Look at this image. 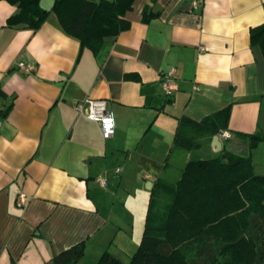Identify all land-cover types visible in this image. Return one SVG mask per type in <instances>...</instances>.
<instances>
[{
  "label": "crops",
  "instance_id": "crops-1",
  "mask_svg": "<svg viewBox=\"0 0 264 264\" xmlns=\"http://www.w3.org/2000/svg\"><path fill=\"white\" fill-rule=\"evenodd\" d=\"M53 4L41 0L44 9ZM145 11L157 15L144 21ZM17 12L0 1V109H8L0 131V264H51L82 242L79 264H97L106 251L127 260L139 248L156 182L177 177L173 154L185 166L193 153L223 152L214 138L199 150L174 149L182 118L199 122L231 106L228 143L264 134V56L250 41L251 29L264 24V0H135L130 29L99 57L85 50L80 58V42L54 13L38 31L5 27ZM171 68L167 96L162 79ZM87 98L108 102L112 138L76 112Z\"/></svg>",
  "mask_w": 264,
  "mask_h": 264
},
{
  "label": "trees",
  "instance_id": "trees-1",
  "mask_svg": "<svg viewBox=\"0 0 264 264\" xmlns=\"http://www.w3.org/2000/svg\"><path fill=\"white\" fill-rule=\"evenodd\" d=\"M18 8L5 27L38 31L54 13L63 31L99 57L107 43L128 31L126 18L135 0H0ZM157 14L144 12V21ZM251 46L264 56V24L250 31ZM2 117L8 113L0 109ZM231 106L194 121L180 120L176 150L191 152L202 139L227 131ZM248 142L242 157L223 149L214 158L194 156L176 171L175 180L160 178L149 200L143 237L136 253L122 260L106 251L97 264H264V175L255 172L252 151L264 140L259 133L240 134ZM85 243L55 255L51 264H79Z\"/></svg>",
  "mask_w": 264,
  "mask_h": 264
},
{
  "label": "built area",
  "instance_id": "built-area-1",
  "mask_svg": "<svg viewBox=\"0 0 264 264\" xmlns=\"http://www.w3.org/2000/svg\"><path fill=\"white\" fill-rule=\"evenodd\" d=\"M198 3L195 2V5ZM20 68L25 71H30L31 67L25 64H20ZM176 76V70L171 68L167 73L164 74L162 79V87L167 96H173L172 82ZM76 112L83 116L85 119L97 122L101 126L102 135L105 139H110L115 134L116 122L109 108V104L103 99H91L87 98L76 104ZM3 126V117L0 111V131ZM222 142H228L232 139V134L229 131H222L218 134ZM101 186H107V182L102 178L97 179Z\"/></svg>",
  "mask_w": 264,
  "mask_h": 264
},
{
  "label": "rangeland",
  "instance_id": "rangeland-1",
  "mask_svg": "<svg viewBox=\"0 0 264 264\" xmlns=\"http://www.w3.org/2000/svg\"><path fill=\"white\" fill-rule=\"evenodd\" d=\"M262 125L264 126V115L262 117ZM262 136L264 137V134H262ZM228 142L226 143L227 146ZM182 152V151H181ZM222 153L218 154L221 155ZM177 155H179L178 153L173 154L172 158H171V163L172 165H174V163L179 165H175L174 168L176 169V171H179V169L182 168L183 164L181 165L180 161H177L178 159L176 158ZM194 155V159H198L201 158L202 156H204V154H199L198 152L193 153ZM252 157L256 166V172L259 175H264V140L259 144L258 148L254 149L252 151Z\"/></svg>",
  "mask_w": 264,
  "mask_h": 264
},
{
  "label": "water",
  "instance_id": "water-1",
  "mask_svg": "<svg viewBox=\"0 0 264 264\" xmlns=\"http://www.w3.org/2000/svg\"><path fill=\"white\" fill-rule=\"evenodd\" d=\"M212 147L216 149L218 152H221L223 150V144L220 140L219 136H215L212 142ZM229 148L234 154L246 157L249 155V146L248 143H237V142H229L227 146L224 147V149ZM151 187L152 184L150 183Z\"/></svg>",
  "mask_w": 264,
  "mask_h": 264
}]
</instances>
